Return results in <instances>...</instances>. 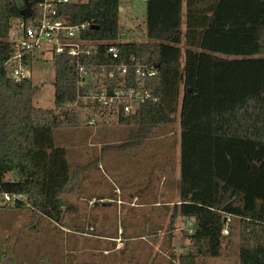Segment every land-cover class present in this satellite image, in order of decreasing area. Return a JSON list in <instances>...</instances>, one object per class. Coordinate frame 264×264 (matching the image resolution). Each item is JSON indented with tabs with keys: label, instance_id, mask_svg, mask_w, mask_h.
I'll return each mask as SVG.
<instances>
[{
	"label": "trees",
	"instance_id": "1",
	"mask_svg": "<svg viewBox=\"0 0 264 264\" xmlns=\"http://www.w3.org/2000/svg\"><path fill=\"white\" fill-rule=\"evenodd\" d=\"M35 3L0 0V194L23 196L0 209L27 207L58 224L69 206L64 196L83 192L85 173V167L71 170L54 136L76 109L66 107L75 97V60L53 56L52 109L34 106L30 79L14 81L4 67L10 50L2 39L10 21L27 16ZM144 4L138 42L118 26V0L71 1L58 9L69 23L87 24L83 38L104 42L83 62H110L105 49L114 43L121 59L134 56L154 66L155 75L145 80L151 98L112 115L130 128L127 144L173 126L178 113V200L163 206L171 224L182 218L190 229L178 264L217 256L223 238L233 233L238 264H264V0ZM25 62L30 65V57ZM88 105L99 112L98 104ZM0 262L13 264L9 251L0 249Z\"/></svg>",
	"mask_w": 264,
	"mask_h": 264
},
{
	"label": "rangeland",
	"instance_id": "2",
	"mask_svg": "<svg viewBox=\"0 0 264 264\" xmlns=\"http://www.w3.org/2000/svg\"><path fill=\"white\" fill-rule=\"evenodd\" d=\"M118 5L119 28L132 31L131 41L138 42V31L144 30V0H118ZM29 78L33 105L54 108L50 51L34 55ZM74 111L71 122L57 128L54 136L56 146L66 150L71 170L85 167L83 192L64 196L69 206L58 224L27 207L1 208L0 249L9 251L13 264H178L179 253L188 245L187 221L177 218L171 224L165 207L143 206L152 203L149 197L158 202L177 199L178 113L173 126L155 129L144 147H132L127 144L130 128L115 123L113 116L102 121L86 108ZM90 118L93 124L88 126ZM155 158L166 163L165 200L158 198L163 180L152 169ZM142 184L144 190L138 193L135 186ZM130 193L137 196L135 205L129 202ZM237 243L236 233L224 237L220 253L197 259V264H238Z\"/></svg>",
	"mask_w": 264,
	"mask_h": 264
},
{
	"label": "built area",
	"instance_id": "3",
	"mask_svg": "<svg viewBox=\"0 0 264 264\" xmlns=\"http://www.w3.org/2000/svg\"><path fill=\"white\" fill-rule=\"evenodd\" d=\"M71 1L36 0L34 6L30 5L27 16L14 17L10 21L8 33L2 39L10 50L4 62L7 75L17 82L30 79L29 65L25 62L27 57L31 61L34 55H42L46 50L52 57L65 54L75 60V97L66 107L92 111L88 104H98L97 114L103 112L105 116H114L119 111L122 114L131 112L151 98L145 80L155 75L154 66L139 62L134 56L121 59L114 43H109L105 49L110 62H83L82 58L94 54L96 47L104 42L83 38L81 34L87 24H71L59 13V6ZM87 124L92 125L93 120L90 118ZM19 200H23L21 194H0L2 205H13ZM223 233L227 234V230Z\"/></svg>",
	"mask_w": 264,
	"mask_h": 264
},
{
	"label": "crops",
	"instance_id": "4",
	"mask_svg": "<svg viewBox=\"0 0 264 264\" xmlns=\"http://www.w3.org/2000/svg\"><path fill=\"white\" fill-rule=\"evenodd\" d=\"M148 139L149 138H146V139L142 140L139 144H134V143L131 142V144L133 145L132 147H136V146H138V147H144V144H145L146 141H148ZM155 151H156V154H157V151L158 150H155ZM142 154H145V153L142 152ZM146 166H147V169L145 171V175L148 176L149 173H150V171H151V168L147 165V163H146ZM152 166H154L152 169L155 170V172H156V170H158V175L160 174L161 175L160 177L163 180L162 190H160V186H159V190L161 191V194L158 196V198H164L163 200H165L166 195H164L163 192L165 190V188H164L165 187L164 181H165V178H166L165 177V175H166V163L163 160L160 161L159 158H155V160L152 161ZM177 180H178V178H177ZM147 181H148V183H147V185H148L149 184V180L147 179ZM177 184H178V181H177ZM82 185L84 187V182L82 183ZM135 189H136V191H138V193L141 192V191H143L144 190V184H142L141 187L140 186H135ZM128 197L131 198L130 201H129L130 204H134L135 205V202L134 201H137V196L134 193H130V194H128ZM148 200L149 201H152V203L145 201L146 204L143 205V206H147L148 205V206H161V207H163L165 204H168L167 201L170 202L172 199L171 200L169 199L166 202H158V200H152V197H149ZM177 200H178V190H177V199H174V202L172 200L171 205H173L174 203H176Z\"/></svg>",
	"mask_w": 264,
	"mask_h": 264
}]
</instances>
